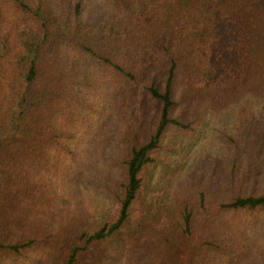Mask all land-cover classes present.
Listing matches in <instances>:
<instances>
[{
    "label": "trees",
    "instance_id": "obj_1",
    "mask_svg": "<svg viewBox=\"0 0 264 264\" xmlns=\"http://www.w3.org/2000/svg\"><path fill=\"white\" fill-rule=\"evenodd\" d=\"M261 211L264 0H0V264H257Z\"/></svg>",
    "mask_w": 264,
    "mask_h": 264
},
{
    "label": "rangeland",
    "instance_id": "obj_2",
    "mask_svg": "<svg viewBox=\"0 0 264 264\" xmlns=\"http://www.w3.org/2000/svg\"><path fill=\"white\" fill-rule=\"evenodd\" d=\"M247 119H248V123L261 121V117H260L257 110H255L252 113V115L250 116V118H247ZM207 128L211 129L212 123H208L207 125H202V126L198 127V130L203 131L204 129H207ZM209 133H211V132H209ZM197 136L199 137V135H197ZM203 137H206L208 139L206 134ZM194 147L196 149H200V151L204 150L202 152V154L207 152L208 153L207 158L203 157V155H201L203 158V161H204L203 163L208 164V165L211 164V162H212V143L202 141V142H199V144H195ZM200 157L198 158L196 155V152H193L192 156L187 158L186 161H196L197 162L200 159ZM196 166H197V164L189 163L187 165L186 174L188 176L191 175L190 169L195 168ZM242 221L245 225H247L249 227V231H250L251 235L253 236V248H255V252L258 254L257 264H264V211H261L258 214H252V215L246 214L242 217ZM246 222L250 225H248Z\"/></svg>",
    "mask_w": 264,
    "mask_h": 264
}]
</instances>
